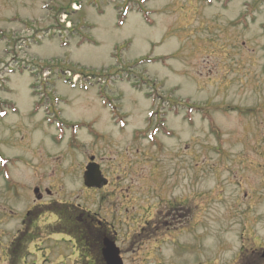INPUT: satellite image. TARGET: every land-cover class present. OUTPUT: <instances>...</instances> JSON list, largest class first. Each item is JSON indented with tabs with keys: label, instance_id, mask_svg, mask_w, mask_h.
I'll return each mask as SVG.
<instances>
[{
	"label": "rangeland",
	"instance_id": "1",
	"mask_svg": "<svg viewBox=\"0 0 264 264\" xmlns=\"http://www.w3.org/2000/svg\"><path fill=\"white\" fill-rule=\"evenodd\" d=\"M33 91L62 101L53 108L60 121L95 122L92 144L114 153L104 165L186 201L181 237L129 241L132 228H117L124 264H233L241 250L264 253V0H0V156L9 173L0 169V248L35 204L38 180L57 212L67 204L102 217L105 193L82 184L92 151L85 130L53 142L44 107L31 114ZM106 91L120 99V128L106 122L97 96ZM155 109L172 135L156 136L155 148L141 140L135 152L129 134ZM48 210L38 223L45 242L40 252L39 241L29 246L26 264H77L72 244L47 235Z\"/></svg>",
	"mask_w": 264,
	"mask_h": 264
},
{
	"label": "flooded vegetation",
	"instance_id": "2",
	"mask_svg": "<svg viewBox=\"0 0 264 264\" xmlns=\"http://www.w3.org/2000/svg\"><path fill=\"white\" fill-rule=\"evenodd\" d=\"M98 98L105 103L103 109L108 110L109 121H106L107 124L110 127L120 128L122 125L120 121V106L118 105L119 98L114 95H111V97L98 96ZM42 102L46 104L47 109L49 108V111H46V116L44 115L43 117V121L47 125L49 123L55 129V133L51 135V140L53 142L61 140L62 138L59 136L64 132V138L70 136L67 139V143H70L72 137L79 130L77 129V123H64L59 120L61 112L53 109L51 96L45 95ZM112 103L113 105H111ZM163 114V111L155 113V117L162 121H155V123L144 122L142 131L139 130L141 127L131 131L129 142L132 150L135 152L139 151L137 146L141 140L148 142L147 137L151 134V130L159 127V135L163 134V131L165 132ZM48 119L50 121H47ZM94 126L95 123L92 122L81 128L85 130L87 134L86 140L91 142L89 147L92 148V151L86 155V164L81 169L83 168L82 171L84 173L88 164L99 165V172L103 179L102 186L99 190L93 188L89 190L105 193L102 208L100 209L102 217L99 218L98 214L94 212H79L76 215L74 211L77 210L76 208L65 209L62 213L57 212L51 202L46 203V198L51 196V192L47 188H43L40 180H38L34 187V189L38 190V202H35L32 207L21 214L19 229L16 234L0 248V261H5L8 264H19L28 254L29 246L37 241L40 243L44 242L38 223L42 216H46L45 208L50 209L47 212L49 214L48 220L54 218L48 228L49 235L58 236L63 243L73 245L79 258L74 261L77 264H105L103 253L107 246L110 249H116L122 257L123 249L120 246V240L117 238V228H132V235L127 236V240L131 241L134 238L137 240L138 237H143L144 241L148 243L167 242V239L171 237L175 239L188 232L190 218L188 217L187 203L182 199L181 195L177 200L178 196H173L171 192L157 193L154 186L135 184L132 178H128L127 168L121 164L117 167L104 165L105 162L110 161L105 160V157L114 155L113 149L103 143L101 146L92 144L93 139L96 137ZM68 131L69 134L66 135L65 133ZM117 144L121 146L119 141ZM151 144L155 148V141ZM125 150L129 151L130 148ZM175 157L177 159L180 158L182 163L184 157L182 153L175 155ZM53 163L56 171L59 167V161L56 159ZM40 167H48V164L46 163L45 165L43 161H40ZM53 181L55 184L56 180L53 179ZM126 234L129 235L128 233ZM39 247L37 246L38 250L40 249ZM61 255L65 256L64 254ZM253 256L258 259L256 253H253ZM65 260H68V257Z\"/></svg>",
	"mask_w": 264,
	"mask_h": 264
},
{
	"label": "water",
	"instance_id": "3",
	"mask_svg": "<svg viewBox=\"0 0 264 264\" xmlns=\"http://www.w3.org/2000/svg\"><path fill=\"white\" fill-rule=\"evenodd\" d=\"M84 180L87 186H94L91 183H95V186L98 185L99 180L95 171L88 169V172L85 173ZM104 259L106 264H122L121 260L118 258V254L110 250V247H106L104 252Z\"/></svg>",
	"mask_w": 264,
	"mask_h": 264
},
{
	"label": "trees",
	"instance_id": "4",
	"mask_svg": "<svg viewBox=\"0 0 264 264\" xmlns=\"http://www.w3.org/2000/svg\"><path fill=\"white\" fill-rule=\"evenodd\" d=\"M121 18H123V17H121ZM122 20H123V19H121V20L119 21V25H121V24H122Z\"/></svg>",
	"mask_w": 264,
	"mask_h": 264
}]
</instances>
